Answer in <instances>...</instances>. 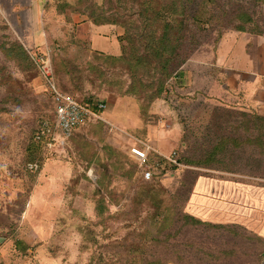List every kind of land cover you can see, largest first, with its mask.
Segmentation results:
<instances>
[{
    "label": "rangeland",
    "instance_id": "obj_1",
    "mask_svg": "<svg viewBox=\"0 0 264 264\" xmlns=\"http://www.w3.org/2000/svg\"><path fill=\"white\" fill-rule=\"evenodd\" d=\"M2 1L0 264H264V118L217 93L214 59L264 43V0H207L163 55L179 0ZM54 88L105 109L62 138Z\"/></svg>",
    "mask_w": 264,
    "mask_h": 264
},
{
    "label": "crops",
    "instance_id": "obj_2",
    "mask_svg": "<svg viewBox=\"0 0 264 264\" xmlns=\"http://www.w3.org/2000/svg\"><path fill=\"white\" fill-rule=\"evenodd\" d=\"M45 2V0H17L13 8L26 7L30 13L36 15L42 11ZM5 5L3 0L2 6ZM16 13L22 14L20 10ZM249 39L257 40L251 36ZM250 40L247 45L249 47H251ZM257 45L258 49L253 56L247 48L239 44L238 37L223 40L214 59L216 65L222 63L221 66L218 65L221 69L219 74L228 81L221 86V89L218 87L217 93L231 97L230 100L237 103L241 109L246 108L264 117V43L258 42Z\"/></svg>",
    "mask_w": 264,
    "mask_h": 264
},
{
    "label": "built area",
    "instance_id": "obj_3",
    "mask_svg": "<svg viewBox=\"0 0 264 264\" xmlns=\"http://www.w3.org/2000/svg\"><path fill=\"white\" fill-rule=\"evenodd\" d=\"M55 110V130L58 131L62 138H70L75 130L86 124L87 119L95 116L90 106L82 104L72 96L64 95L56 88L53 89ZM99 107L103 110L105 105L102 103ZM129 155L141 166H147L148 153L137 147H132ZM150 168V169H149ZM143 177L146 181L153 178L151 167L144 172Z\"/></svg>",
    "mask_w": 264,
    "mask_h": 264
},
{
    "label": "trees",
    "instance_id": "obj_4",
    "mask_svg": "<svg viewBox=\"0 0 264 264\" xmlns=\"http://www.w3.org/2000/svg\"><path fill=\"white\" fill-rule=\"evenodd\" d=\"M191 1H193V0H179V7H180L179 12L176 8L177 2H175V1L171 4V6L170 5L166 6V8H169L170 10H172L171 7L174 6V9L171 12L167 13L168 15H170L172 18L176 17L177 15H180L182 17V20L180 21L178 26L173 27L171 23L166 24L164 26L165 31H164V37H162V39H161V48L156 51V54H158V55L162 54L163 55L164 53L165 54L166 53H171V54L176 53V51L180 47V40L176 36L171 38V37H169V35H172L173 31H176V29H178L177 27H180V26H182L180 28L188 27L190 24L194 25V26L195 25H198V26L199 25L200 26L210 25L209 23H211V21L214 19L215 15H211V13H206V15L208 14V17L203 18L205 15V12H203L204 4L206 2H208L207 0H201L200 1V3L197 5V7H200V10L198 12L194 11V8L188 7V5L191 3ZM148 8H149V10H151L153 12V17H155V18H157L158 16H162V14H163V12L155 10L154 7L152 8V4H150V6ZM244 17L245 16H242V22H248V21L250 22V20H251L250 16H249V18H246V19H244ZM238 30L243 31V32L245 31V29L243 27H241ZM181 37L182 36H180V38ZM99 105L100 104L94 106L92 104L90 106V108L93 112H101L102 109L99 107ZM262 118H264V117H262ZM187 161L190 163H193L191 160H187ZM143 179H144V177H143Z\"/></svg>",
    "mask_w": 264,
    "mask_h": 264
}]
</instances>
